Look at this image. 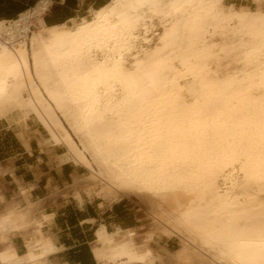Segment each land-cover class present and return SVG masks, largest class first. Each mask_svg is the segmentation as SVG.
I'll use <instances>...</instances> for the list:
<instances>
[{
  "label": "bare ground",
  "instance_id": "obj_1",
  "mask_svg": "<svg viewBox=\"0 0 264 264\" xmlns=\"http://www.w3.org/2000/svg\"><path fill=\"white\" fill-rule=\"evenodd\" d=\"M228 1L110 0L47 26L53 3L39 0L0 21V120L35 117L89 181L147 206L143 245L97 230L101 264H154L155 228L183 242L167 264H264V0H250L256 12ZM150 195L176 209L158 218ZM13 213L1 240L34 223ZM29 240V254L0 264H47L53 242Z\"/></svg>",
  "mask_w": 264,
  "mask_h": 264
},
{
  "label": "crops",
  "instance_id": "obj_2",
  "mask_svg": "<svg viewBox=\"0 0 264 264\" xmlns=\"http://www.w3.org/2000/svg\"><path fill=\"white\" fill-rule=\"evenodd\" d=\"M38 1L33 0L32 5ZM51 1L56 6L52 15L43 16L45 25L46 20L55 25L88 17L82 16L89 10L84 1L77 0L76 6L67 1L64 8L65 0ZM88 174L74 164L65 146L50 142L48 132L35 117L18 123L12 118L0 120V214L29 210L38 220L47 219L41 220L40 231L57 248L46 258L47 264H101L93 252L101 226L108 233L133 231L136 242L147 231L143 213L129 198L108 206L101 198L89 196L83 183ZM10 238L16 253L24 254V237L15 231ZM177 245L171 238L164 241V236L154 235L148 243L154 264H164Z\"/></svg>",
  "mask_w": 264,
  "mask_h": 264
},
{
  "label": "rangeland",
  "instance_id": "obj_3",
  "mask_svg": "<svg viewBox=\"0 0 264 264\" xmlns=\"http://www.w3.org/2000/svg\"><path fill=\"white\" fill-rule=\"evenodd\" d=\"M79 1H84V8L86 7V5H88L87 7L89 8V10H88V12L87 13H83L82 14V16H88V17H81V18H79V20H82V19H85V20H87L88 18H89V16H90V13H89V11L91 10V9H93V8H91V6L92 5H96V4H98V2L99 1H97V0H79ZM53 3V2H52ZM78 3V2H77ZM79 4H81V2H79ZM228 5L230 4V5H234V7H235V9L236 10H239V8L241 7V6H246V7H248V9H250V11L251 12H256L257 11V5L256 4H254L252 1H250V0H230V1H228V3H227ZM228 5H226V7H228ZM229 5V6H230ZM55 4L53 3L52 4V7L50 8V10H49V12H47V14L48 15H52L51 13H52V11H53V9L55 8ZM238 8V9H237ZM87 9V8H86ZM46 14V13H45ZM44 14V15H45ZM43 15V16H44ZM78 20V19H77ZM31 27H30V29H31V31L32 32H34V27H35V23L34 22H32L31 23V25H30ZM15 117L17 118V116H13V120H16L17 121V119H15ZM60 117H61V115H60ZM62 119V121H63V123H64V125L65 124H67V122H66V120H64V118H61ZM65 127H66V129L68 130V131H70V133L72 134L71 136H72V138L74 139V141L77 143V145L78 146H80V144H79V141H78V139L77 138H75V136L73 135V133L71 132V130L69 129V126L67 125H65ZM74 136V137H73ZM75 164V163H74ZM95 170L97 171V169L95 168ZM91 176V173H89L88 174V176L83 180V183L84 184H87V190H88V195L89 196H91V195H93V196H97V197H99V198H101L103 201H104V203H105V205H108V206H111L112 204H114L115 202H118L121 198H123V197H121L120 195H118V194H116V193H114V192H110V190L108 189V188H106V186L103 184V183H100V181H95V182H91V181H89L88 179H89V177ZM90 183V184H89ZM95 183V184H94ZM138 196V197H137ZM137 196L134 194H126V196L124 195V197H127V198H129V200L137 207V208H140V210H141V212L143 213L142 214V216L145 218V220L143 221V223L142 224H147V227H148V225L152 222V220H151V217L147 214V206H146V204L143 202V200L141 199V197H140V195H138L137 194ZM150 196H152V197H150ZM149 197V200H150V202H148V204H149V206L150 207H154V208H152V211L153 212H159L160 211V213H162V214H159L158 213V215H157V217L159 218V215H161V216H163V215H165V218L164 217H161L160 219H166V217H168L169 215H167L168 213L169 214H171V213H173V211L176 209V207H175V204L171 201V199L170 200H167V197H161V196H155V195H150ZM154 196V197H153ZM260 197L262 198V199H264V194H260ZM142 200H140V199ZM164 201H163V200ZM151 204V205H150ZM158 209V210H157ZM174 209V210H173ZM29 211V210H28ZM28 211H26V212H18V214H24V215H26L27 217H30V216H32V215H29V213H30V211L28 212ZM28 212V213H27ZM155 212V213H156ZM154 213V214H155ZM6 214H9V213H6ZM18 214L15 212V213H13L11 216L13 217V218H16L17 216H18ZM0 216H5V213H3L2 215L0 214ZM33 217V218H32ZM32 217H30L31 219H29V218H27V219H29L28 221H30L29 223H32V221L34 222V223H32V225L30 224V226H26L27 227V229L25 228L24 230H22V231H20L19 233L24 237V247H25V249H26V252L24 253L25 255H27V254H29V247H28V245L30 244V240L29 239H31L32 241V243H33V241H34V238H35V241L36 240H41L42 238H46L45 236H43L42 235V233H41V231H40V227H41V220H43L44 222H45V220L47 221V219L46 218H44V217H41V219L40 220H38L37 218H35L34 216H32ZM29 225V224H28ZM156 225V224H155ZM29 227V228H28ZM157 228H155V231L153 232V235H151L150 237H149V240L151 239L152 240V238H153V236L155 235V236H157L158 238H161V237H163V235L160 233V231H158V229L156 230ZM17 230H19V229H12V231H8L7 233H5V239L4 240H1L0 239V260H2L3 259V253L2 252H5L4 254H6L7 253V255H13V256H22V255H24V254H22V255H18L17 253H16V251H15V249H14V247L12 246V243H11V241H12V239L10 238V233H12V232H18ZM24 231L26 232V234L24 233ZM27 231H28V233H27ZM118 231V229H116V230H114L113 232H110V233H116ZM109 232V231H108ZM29 236V239H28V242H29V244H27L28 242L26 241L27 240V237ZM30 236H32V237H30ZM133 236L135 237V235L133 234ZM134 237H133V243H134V241H136L135 239H134ZM167 237H169V238H171L172 240H174V241H176L177 243H178V245L177 246H175V249H179L181 246H183V242L180 240V238H178V237H176L175 235H171V236H164V241L166 240V238ZM33 238V239H32ZM136 238V237H135ZM6 240V241H5ZM149 240H147V245H146V251H148V253L150 254V251H149V247H148V243L151 241H149ZM27 242V243H26ZM142 242V243H141ZM143 242H145V240H143V237H142V239H141V241L140 242H135L134 243V245L136 244V245H140V243H141V245H143ZM98 244L99 243H96L95 244V246H94V248L95 247H97L98 246ZM100 245V244H99ZM28 247V248H27ZM28 249V250H27ZM8 250H11V251H8ZM176 250V251H177ZM53 251H56V249L53 247V250H50V252H53ZM175 251V252H176ZM50 252H47V254L49 255L50 254ZM94 252V251H93ZM9 253V254H8ZM40 254L42 253H44V254H46L44 251H42V252H39ZM1 254H2V256H1ZM191 256L194 254V253H189ZM36 256H34V258L35 259H40V257L38 256L39 254L37 253V254H35ZM48 255H46V256H48ZM197 256V257H196ZM39 257V258H38ZM190 257V256H189ZM195 257V258H194ZM201 256H198V255H196V254H194L192 257H190L189 259L190 260H188L186 263L188 264H190V262H191V264H208V263H206V262H204V261H206V260H204L202 257L200 258ZM33 258V259H34ZM202 259L204 260V261H202ZM208 262V261H207ZM164 264H167L165 261H164ZM209 264H211L210 262H209Z\"/></svg>",
  "mask_w": 264,
  "mask_h": 264
},
{
  "label": "trees",
  "instance_id": "obj_4",
  "mask_svg": "<svg viewBox=\"0 0 264 264\" xmlns=\"http://www.w3.org/2000/svg\"><path fill=\"white\" fill-rule=\"evenodd\" d=\"M33 0H2L0 1V21L2 19L7 20H14L16 17L22 13L25 12L28 8L32 7ZM60 1V0H55ZM70 1L73 6L77 5V0H65L64 6L66 5V2ZM110 0H99L98 4L95 5V10L102 8L105 6ZM55 9V8H54ZM57 9V8H56ZM47 26H56L64 24V22H59L55 25H51L48 20H46Z\"/></svg>",
  "mask_w": 264,
  "mask_h": 264
},
{
  "label": "built area",
  "instance_id": "obj_5",
  "mask_svg": "<svg viewBox=\"0 0 264 264\" xmlns=\"http://www.w3.org/2000/svg\"><path fill=\"white\" fill-rule=\"evenodd\" d=\"M47 13V12H46Z\"/></svg>",
  "mask_w": 264,
  "mask_h": 264
}]
</instances>
